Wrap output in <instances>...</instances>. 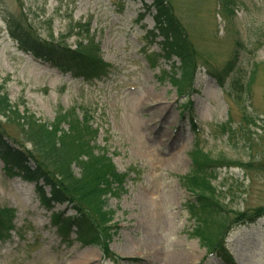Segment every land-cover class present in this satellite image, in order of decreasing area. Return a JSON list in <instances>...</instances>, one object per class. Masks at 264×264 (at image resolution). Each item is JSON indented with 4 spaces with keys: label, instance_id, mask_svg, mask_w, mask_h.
<instances>
[{
    "label": "rangeland",
    "instance_id": "obj_1",
    "mask_svg": "<svg viewBox=\"0 0 264 264\" xmlns=\"http://www.w3.org/2000/svg\"><path fill=\"white\" fill-rule=\"evenodd\" d=\"M167 1L198 67L194 91L184 98L164 76L174 64L179 67L178 59H161L155 68L149 63L147 55L160 54L164 40L153 18L156 10L147 11L143 1L0 0V90L22 114L29 111L47 123L60 110H89L94 128L99 127L96 143L129 177L126 193L107 198L108 210L116 212L111 250L128 259L112 263L98 248L80 250L74 235L61 236L35 184L9 176L0 157V210H16L15 232L0 242V264H203L208 252L191 236L198 223L187 205L195 195L185 182L197 148L226 162L214 181L226 211L264 212V0H233L231 12L222 9L221 0ZM16 22L31 25L36 37L48 42L52 36L63 39L80 23L87 25L111 64L110 75L89 84L35 60L12 39ZM75 32L66 38L74 51L87 37ZM235 59L223 90L218 76ZM256 64L251 93H235L232 80L239 75L246 83ZM186 106L192 107L194 119L189 113L183 119ZM0 129L14 147L32 149L14 116L0 111ZM229 163L235 165L227 167ZM74 173L80 178L77 166ZM55 211L74 213L66 206ZM227 242L235 264H264V218L234 228ZM206 264L226 263L210 257Z\"/></svg>",
    "mask_w": 264,
    "mask_h": 264
},
{
    "label": "trees",
    "instance_id": "obj_2",
    "mask_svg": "<svg viewBox=\"0 0 264 264\" xmlns=\"http://www.w3.org/2000/svg\"><path fill=\"white\" fill-rule=\"evenodd\" d=\"M154 1L159 12L157 18L161 21L160 27L165 37L162 57L169 62L176 57L180 63L179 67L173 66L171 74L164 76L172 81L181 95H185L193 88L197 74L195 52L174 17L169 2ZM233 5V0H221L222 9L226 12H231ZM14 25L11 35L20 48L32 52L37 58L51 63L58 69L72 72L88 82L101 80L110 74L111 65L103 60L100 44L90 36L87 25L80 23L72 28L68 36L58 41L52 36L49 42L38 39L29 24L16 22ZM76 30L80 34L86 33L87 37L79 41V47L74 51L67 45L66 38L76 36ZM236 62L237 60L230 63L226 72L218 76V79H223L222 82L219 80L223 87L225 77H231L233 74ZM257 69L256 64L246 83L242 81V76L237 75L232 80V90L249 95L255 83ZM226 93L229 97L234 95L227 91ZM241 98L239 97V100H242ZM0 111L6 116L15 117V122L21 126L32 145V149L14 147L10 137L0 129V156L9 167L8 171L12 172L13 168H17L26 179L43 181L44 186L50 190L52 200L59 204H68L76 212L75 217L61 223V227L70 229L76 226L78 238L83 245L98 246L111 257L113 254L108 248V243L115 236V233L111 232L114 228L111 224L116 213L108 210L107 198L120 197L126 192L124 185L128 174H120L108 155V149L96 143L99 131L93 126L94 115L85 109L78 112L60 110L53 123L43 122L29 111L22 114L19 106L11 104L3 90H0ZM192 156L196 168L193 175L185 180L189 190L197 198V204L190 205L192 217L198 223L192 236L198 237L209 252L223 255L227 253L226 239L231 230L236 226L255 222L264 212L226 211L214 185L219 169L225 167L220 164L226 162L214 160L203 150H196ZM30 162H33L34 167L30 166ZM229 164V167L235 165ZM240 165L248 169L253 166ZM74 166L81 170L80 178L76 177ZM38 190L46 200L44 189L39 187ZM14 215L12 209L0 210V237L12 230Z\"/></svg>",
    "mask_w": 264,
    "mask_h": 264
},
{
    "label": "bare ground",
    "instance_id": "obj_3",
    "mask_svg": "<svg viewBox=\"0 0 264 264\" xmlns=\"http://www.w3.org/2000/svg\"><path fill=\"white\" fill-rule=\"evenodd\" d=\"M74 264H85L84 261L78 260L77 262H75Z\"/></svg>",
    "mask_w": 264,
    "mask_h": 264
}]
</instances>
